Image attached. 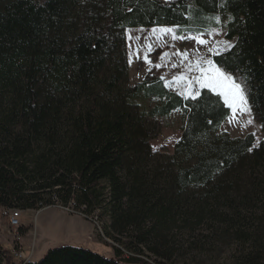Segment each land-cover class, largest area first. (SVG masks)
I'll return each mask as SVG.
<instances>
[{
  "label": "trees",
  "instance_id": "1",
  "mask_svg": "<svg viewBox=\"0 0 264 264\" xmlns=\"http://www.w3.org/2000/svg\"><path fill=\"white\" fill-rule=\"evenodd\" d=\"M190 1L99 0L98 14L82 19L0 13V208L39 212L75 203V214L84 209L89 222L95 214L107 218L105 237L119 244L113 259L60 247L36 264H162L148 254L160 256L173 231L207 219L260 246L264 139L249 151L253 134L221 133L231 109L207 89L185 99L157 69L129 85V29L205 30V18L220 14L235 44L213 61L246 80L264 134V0H226L223 7L193 0L196 8ZM150 100L160 104L141 110L138 102ZM179 110L186 124L175 154L158 155L151 145L157 119ZM244 211L261 212L257 233L235 222ZM253 261H264V246Z\"/></svg>",
  "mask_w": 264,
  "mask_h": 264
},
{
  "label": "rangeland",
  "instance_id": "2",
  "mask_svg": "<svg viewBox=\"0 0 264 264\" xmlns=\"http://www.w3.org/2000/svg\"><path fill=\"white\" fill-rule=\"evenodd\" d=\"M225 2L226 0H219L220 7H223ZM190 6L191 8H196L193 0L190 1ZM98 7L99 0H18L15 3L0 1V13L1 15L4 12L6 13L5 16H2L4 19H22L25 17L32 19L58 17L68 19L90 18L98 14ZM190 16L192 17V15ZM216 17L220 18L219 23H217ZM205 23H207L206 29L197 31L178 29L176 27L129 29L127 31L129 85L133 87L142 83L150 72L157 69L160 72L158 78H162L172 92L185 98L182 93H187L189 81H194L200 74L196 70L197 61L206 67V61H213L215 56L230 50H224L227 44H235V41H229L225 38L226 32L224 31L220 14L207 16ZM213 23L215 24L213 25ZM198 31H202L204 35L199 36L200 33H197ZM173 35L187 38L174 39ZM193 36H199L206 43L203 45L199 44L197 39H191ZM218 48L220 49L219 53L214 54ZM181 53H186L187 59H184ZM154 58L158 59V63L155 64L153 62ZM162 63H166L170 67L168 65L164 67L161 65ZM189 64L193 66L192 71L188 70ZM180 77H184V79H179ZM191 87L193 90L199 89V84L193 82ZM138 103L143 111H149L160 104L158 100L139 101ZM230 117L223 124L221 133H227L233 139L245 138L253 134L256 138V143L251 151L258 148L264 139V134L260 124L254 119L252 111L251 114L237 111L234 118L230 120ZM249 120L252 122L248 123ZM156 123L158 131L151 142L152 148L158 155L171 157L175 154V147L183 135L186 124L185 114L182 110H179L168 117L158 118ZM50 208L54 209L46 211L41 216L40 221L46 215L56 214L54 217L56 221H54L53 225H62L66 218L61 213L65 211L58 206ZM246 212L248 211L242 212V217L235 222L240 224L243 230L249 231V233H257L260 221L258 220L259 218H254V215L261 217V212ZM72 216H76V214ZM35 217V211H23V226L25 225L33 230ZM94 218L95 224L90 223L98 226L99 230L103 231L104 236L96 230L97 234H94L96 240L91 243L92 247L96 248L97 254L107 259H113L116 257L114 247L119 244L105 237L104 227L108 224V220L105 218L100 222L98 214L92 217V221ZM74 225L84 232H90L91 230L94 232L86 223L74 222ZM29 232L31 231L27 229L22 230L24 235ZM6 233L5 221L0 218V244L5 249L10 250L12 248L10 244L12 240L8 239ZM258 240H260L258 248L252 240H235L232 238L228 227L207 219L195 228L173 231L169 236L168 244L166 246L161 245L162 252L160 256L150 253L148 255L154 261L162 264H256L253 259L257 257L258 250H261L264 246V239L259 238ZM152 242L155 243L154 240ZM27 252H30V250H27ZM34 261L36 263L40 262L38 253L34 256ZM260 264H264V261Z\"/></svg>",
  "mask_w": 264,
  "mask_h": 264
},
{
  "label": "crops",
  "instance_id": "3",
  "mask_svg": "<svg viewBox=\"0 0 264 264\" xmlns=\"http://www.w3.org/2000/svg\"><path fill=\"white\" fill-rule=\"evenodd\" d=\"M161 65L165 67L168 64L162 63ZM168 67L170 66L168 65ZM165 81L168 82L166 79ZM51 209L54 208H45L36 212L35 227L33 230L24 225V229L31 232L22 238L21 245L25 248L26 252L27 250H30V252L27 253L34 264H36L34 256L37 253L39 254L41 261L49 251L60 247H74L90 250L95 253L97 252L96 248L92 247L91 244L96 240L94 234H97L94 225L83 219L81 216H72V214H67L65 212H60L66 218L62 225H53L54 221H56L54 218L56 214L46 215L43 217V220L40 221L41 216ZM47 216L49 217L47 218ZM74 222L86 223L94 232H92V230L90 232H84L76 228Z\"/></svg>",
  "mask_w": 264,
  "mask_h": 264
},
{
  "label": "snow or ice",
  "instance_id": "4",
  "mask_svg": "<svg viewBox=\"0 0 264 264\" xmlns=\"http://www.w3.org/2000/svg\"><path fill=\"white\" fill-rule=\"evenodd\" d=\"M217 23L220 22V18L216 17ZM171 31V30H167ZM204 33H200L199 36H203ZM199 36H193L191 39H197L198 43L203 45L206 43L205 40L200 39ZM174 39H185L187 37H176L173 35ZM234 45L227 44L224 47V50H229ZM211 51V49H210ZM220 49L216 50L218 54ZM181 56L184 59H187L186 53H181ZM192 65H188V70L192 71ZM196 70L200 73L194 81H189L187 93H182L185 95V98H190L192 100H197L201 97L202 93L201 90L207 89L210 92L216 93L218 96L223 98V102L232 110V116L230 120L234 118L237 111L241 113H248L251 114L252 106L248 102V89L246 80L243 78H237L233 74L226 72L221 66L216 65L213 61L208 60L206 61V67L200 64L197 61ZM179 79H184V77H180ZM199 84V89L193 90L191 85L192 83ZM167 86V85H166ZM252 121L249 120L248 123ZM211 123V121H209ZM251 151V149H249Z\"/></svg>",
  "mask_w": 264,
  "mask_h": 264
},
{
  "label": "built area",
  "instance_id": "5",
  "mask_svg": "<svg viewBox=\"0 0 264 264\" xmlns=\"http://www.w3.org/2000/svg\"><path fill=\"white\" fill-rule=\"evenodd\" d=\"M65 210L73 215L74 205L71 209L68 208ZM0 211V218L5 221V225L7 227V237L9 240H12L10 243L12 248L10 250L5 249L0 244V264H34L25 248L21 245L22 238L24 237L21 233V229L24 228L22 224L23 211L18 209L3 208H1ZM82 212H84V209ZM82 212L80 213L81 216H83ZM93 221L95 223V218ZM95 228L99 234L104 236L103 231H100L98 226L95 225Z\"/></svg>",
  "mask_w": 264,
  "mask_h": 264
},
{
  "label": "bare ground",
  "instance_id": "6",
  "mask_svg": "<svg viewBox=\"0 0 264 264\" xmlns=\"http://www.w3.org/2000/svg\"><path fill=\"white\" fill-rule=\"evenodd\" d=\"M73 205H74V212H73V213L75 214V212H76V209H75L76 205H75V203H71L70 206L67 207V208H64V207H61V206H58V207H60V209L64 210L65 212L69 213V212L66 211L65 209H68V208L71 209V207H72ZM79 216H80V215H79ZM81 217H82V216H81ZM94 224H95V223H94ZM23 229H24V228L21 229V232H22ZM22 234H23V233H22ZM23 236H26V235L23 234Z\"/></svg>",
  "mask_w": 264,
  "mask_h": 264
}]
</instances>
